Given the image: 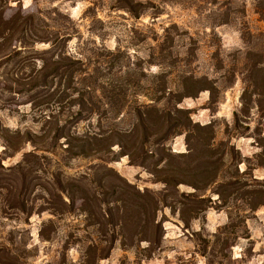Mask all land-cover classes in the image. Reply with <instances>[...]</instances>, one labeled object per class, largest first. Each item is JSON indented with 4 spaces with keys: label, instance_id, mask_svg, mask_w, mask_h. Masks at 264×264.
I'll list each match as a JSON object with an SVG mask.
<instances>
[{
    "label": "rangeland",
    "instance_id": "obj_1",
    "mask_svg": "<svg viewBox=\"0 0 264 264\" xmlns=\"http://www.w3.org/2000/svg\"><path fill=\"white\" fill-rule=\"evenodd\" d=\"M55 9L74 22L70 33L75 38L68 44L72 53L82 43L118 53L110 77L131 74L136 95L128 96L129 105L149 103L146 89L166 85L179 91L184 77L193 78L185 83L191 96L178 107L188 110L192 123L211 124L214 146L229 153H224L217 182L197 192L210 207L186 228L178 213L162 206L157 213L162 236L152 257L141 259L147 243L138 236L130 244L129 236L122 238L114 226L115 217L105 215L121 205L110 191L122 183L113 175L104 183L99 179L108 169L134 188L159 195L164 185L148 173L151 163L149 170L131 164L119 156L117 146L116 156L101 159H64L60 144L46 152L20 142L14 153L6 149L0 131V264H264V205L249 211L230 198L220 204L216 194L230 174L249 164L264 166V0H9L4 17L17 10ZM256 56L262 60L253 71ZM252 81L263 94H254ZM35 115L28 97L11 99L0 89L2 127L37 133L41 124ZM133 119L125 115L116 124ZM87 125L82 120L70 128L81 135ZM166 147L173 154L186 153L185 135L172 137ZM253 179H264V167L249 172L248 186L255 184ZM67 191L76 197L73 203ZM192 192L179 185L174 195L188 203L180 196ZM78 195L86 197L83 208Z\"/></svg>",
    "mask_w": 264,
    "mask_h": 264
},
{
    "label": "trees",
    "instance_id": "obj_2",
    "mask_svg": "<svg viewBox=\"0 0 264 264\" xmlns=\"http://www.w3.org/2000/svg\"><path fill=\"white\" fill-rule=\"evenodd\" d=\"M8 2L0 0V89L9 93L11 99L28 97L31 110L41 126L37 133L30 130L22 133L19 129L10 130L0 125L6 149L16 153L23 142V145L32 144L35 150L51 152L60 144L64 159H101L110 154L116 156L113 147L117 146L119 156H126L131 164L149 170L151 163L148 173L155 183L164 185L159 195L148 189L134 188L108 169L107 174L99 179L104 183L113 175L122 183L121 186L115 184L110 191L113 202L121 205L114 208V213L108 209L105 215L115 217L114 226L122 238L129 236L130 244L134 237L140 236L138 241L147 243L141 259L151 258L162 236V224L157 220L160 208L169 206L188 228L191 219H196L210 207L197 192L217 182L224 153H229L226 150L218 152L214 146L211 124L192 123L188 110L178 107L184 97L191 96L185 83L194 81L193 78L184 77L179 91H170L166 85L146 89L145 96L152 97L149 103L129 105L128 96L136 95L128 78L131 74L128 72V76L121 79L110 77L117 52L82 43L72 53L68 44L75 38L70 33L75 25L69 15L56 9L28 14L17 10L6 19L4 11ZM256 57L259 61L252 63L253 71L261 65V57ZM252 86L255 95L263 94L256 81H252ZM213 89L204 87L201 90ZM162 100L164 103L161 104ZM248 111L244 108V112ZM125 115L133 116V121L118 126L117 121ZM82 120L88 125L79 135L70 124ZM235 121L237 126V115ZM181 134L185 135L187 152L173 154L166 142ZM60 139H63L62 143H59ZM31 156L38 159L37 155ZM107 161H114V157ZM256 167L264 166L261 163L246 165L244 171L239 173L237 170L219 183L217 201L225 205L229 198L238 200L249 211L263 206L264 179H253V186L246 183L249 172ZM57 184H60L59 180ZM179 185L194 190L187 196H180L188 203L174 195ZM66 194L73 203L76 197L69 191ZM77 198L84 199L83 208L86 197L78 195ZM207 201L212 203L210 199ZM61 202L66 205L62 198ZM104 258L106 255L99 256V259Z\"/></svg>",
    "mask_w": 264,
    "mask_h": 264
}]
</instances>
